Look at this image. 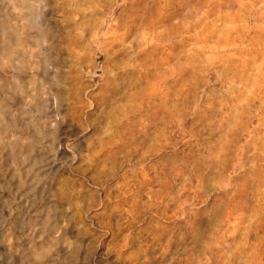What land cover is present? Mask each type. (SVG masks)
<instances>
[{"label": "rangeland", "instance_id": "374dc122", "mask_svg": "<svg viewBox=\"0 0 264 264\" xmlns=\"http://www.w3.org/2000/svg\"><path fill=\"white\" fill-rule=\"evenodd\" d=\"M30 2L46 30L13 43L23 93L10 110L31 146L0 147V174L47 181L50 200L24 213V232L6 219L1 252L26 260L67 229L83 243L74 264H264V0H0V43L35 34ZM53 102L70 126L60 136ZM163 176L170 195L157 199ZM211 234L216 259L197 253Z\"/></svg>", "mask_w": 264, "mask_h": 264}, {"label": "bare ground", "instance_id": "6f19581e", "mask_svg": "<svg viewBox=\"0 0 264 264\" xmlns=\"http://www.w3.org/2000/svg\"><path fill=\"white\" fill-rule=\"evenodd\" d=\"M40 1H43V0H40ZM26 12L27 13H26L25 21H26L27 25H30L32 28H34L36 30L35 34H33V35L28 34L27 38H25L24 36L12 37L13 33L10 35H7L6 33L13 32V30H11V29L6 30L3 32V33H5V35L3 36L2 41L0 43V143H1L0 147L5 148L10 153L11 152H17V150H19V152H20L26 148L29 149L28 147L31 146V144H29V143L23 144L24 142L22 141L21 135H19L20 131H22L20 129V126H21L20 125V122H21L20 119L21 118H19V116H16L17 112H13V111L11 112V110H10L12 107V102L15 105V102L13 100L12 95L16 91H18L19 94L23 93V89L19 85L21 82V78L18 75H15V73L14 74L10 73L13 70L12 68H14L16 70L20 69V67L23 65V62H24L22 57L19 58V53L17 51H13V43L16 42V43L22 44L19 40L26 41L27 39H32L35 41V43L39 44L41 42V40L44 38V32L46 30L45 24L43 21V16H42L41 12L39 11V9L38 8L36 9L35 5L32 2H30L26 5ZM256 12L258 13V10ZM256 12H254V13H256ZM254 13H253V16L254 15L256 16V14H254ZM258 16L260 17L262 15H260L258 13ZM108 22H109V20H108ZM111 25H112V21H111ZM110 27H112V26H110ZM110 27H109V29H111ZM44 71H45L43 73L45 76L44 79L46 80L48 78L49 80H51L53 78V75L52 74H46L47 69H45ZM15 86L17 87L18 90L14 89ZM52 104H53V108L51 109V111H53V113L49 114V115L47 114L46 117H52L53 116L55 118L54 126L56 127L55 128V131L57 133L56 135L60 136V131H64L65 129H70V126H66L64 124H61V122L59 121L58 110L62 109V106L55 104V102H53ZM25 125H24V129L27 128ZM206 131H207V129H206ZM60 139L61 138H58L57 140L60 141ZM23 145H25V146H23ZM24 151H27V150H24ZM62 153H64V151H62V150L55 151L54 153H48V154L40 157L39 160L44 161L42 163V165L49 167L52 165V164L49 165L50 163L55 164L56 160L59 158V155ZM20 154H22V153H20ZM12 159H13V156H12ZM39 167H42V166H39ZM52 171L53 170H51V172ZM171 171L174 172L173 176H176L177 179L180 177V180L178 182H180V185H181V181L185 178L184 171L183 172H180L181 170L180 171L171 170ZM7 172L0 174V237L2 236V234L4 232L6 219L11 217L13 220H11L9 222L10 227H13L15 229H19L20 231L24 232L26 229H29L28 228L29 227L28 221H30V218H27V216H25L24 213H27L31 209L33 203L36 202L37 199H40L41 196H44L47 199V201L50 200L47 198L49 196V190H50V186L48 185L47 181H44V180L33 181V179H35V178H30L31 182L30 183L26 182L25 178L29 180V177H25L23 179V176H20V175H22L21 171L17 170V168L15 170H12L11 176H8L9 171H7ZM200 173H202V170H200ZM198 175H200V174H198ZM198 175L195 174V177H196L195 181H197V183L200 185V181H201V178H203V176H198ZM202 175H203V173H202ZM173 176H172V178H173ZM163 177H165V176H163ZM165 178H166L165 180H162V178L160 179V177H159L157 184H155L157 186V188L151 189V192H150L151 196L153 195V197L157 198V197H159V195L166 196L169 194V189L171 186H170L169 181H166L167 177H165ZM168 178L171 179V177H168ZM187 178H189V177H187ZM192 178H194V177H192ZM185 180H187V179H185ZM176 182H177V180H176ZM189 182H191V179ZM20 183H23V184L29 183L30 184L29 186H31V188L26 190V188H24L23 185ZM155 183H156V181H155ZM190 186H192L191 183H190ZM187 187H188V184H187ZM148 190L150 191V189H148ZM199 190H200V188L197 189L198 192H199ZM29 191H30V193H29ZM191 191L194 192L193 190H191ZM190 193H189V195L191 196ZM171 195H172V193H171ZM186 198H187V196H186ZM196 198H200V196L194 197V199H196ZM217 198L220 199V197H217ZM163 199H165V198H163ZM155 201H156V199H155ZM141 204H142V202L140 203V205ZM144 204H142V205H144ZM145 206H142V208H144ZM177 206L181 207L178 205V203H177ZM236 206L241 207L242 204L238 203V204H236ZM49 208L54 210V211H57L58 210L57 203L56 202L51 203ZM139 208H140V206H139ZM145 208H144V210H145ZM176 211H177V209H176ZM199 212L201 213V217L204 220H206V219L212 220L213 214L209 210L204 211L203 209H201ZM187 213H189V211ZM177 214H179V212H176V216H177ZM174 215H175V213L172 214L171 216L173 217ZM195 217H196V214L193 212V210L187 216V220H186L187 224L186 225H188L192 229H194L193 226L196 224V223L192 224V220ZM138 220H140V219H138ZM205 223H208V222H205ZM158 224H160V223H158ZM72 225L75 227V225H76L75 220L72 222ZM159 226L160 225H158L157 227H159ZM154 227H155V225H154ZM154 227H153V229H154ZM194 227H196V226H194ZM165 228L166 227L164 225V229L162 228V230H165ZM43 229L46 230V227H44ZM160 229L158 230L159 232H160ZM26 233H27V235L32 236V231H28ZM28 233H31V234H28ZM68 235L70 237H72L71 232H69V230H67V229H64V231L60 234V236L58 238H55V241L49 240L48 242L42 243L40 246H37V247L35 246L32 249L30 255L26 257V260L23 259L22 256L12 257V256L8 255L7 253H5L4 250L1 252L2 245L0 243V264L1 263H5V264H74L75 262L71 261V260L73 258H75V261H76V259H77L76 257L79 255L78 251H79L80 247L83 245V243L78 241L76 237L73 238L71 242H69L70 237ZM196 237H195V239L197 241ZM151 238H153V237L151 236ZM216 238H219V236H215V235L211 234L209 236L208 240L204 241L203 243L201 242L202 245L200 244L199 248H197V251H198L197 253L203 255L206 258L216 259L217 255H218V251L219 252L221 251L220 246L217 244V242L215 240ZM60 240L63 241L64 243H60ZM200 240H202V239L200 238L198 241L200 242ZM1 241H2V239L0 240V242ZM72 242L76 243V244H73ZM196 243H198V242H196ZM61 246H66L65 247L66 250L64 251V254L62 253L63 249H61ZM3 249H5V248H3ZM192 250H193V247L191 249H188L187 251H189L188 253H190ZM62 254L64 255V258L62 256ZM83 256H84V254H83ZM71 257H72V259L68 261V259ZM86 258H88V257H86Z\"/></svg>", "mask_w": 264, "mask_h": 264}]
</instances>
